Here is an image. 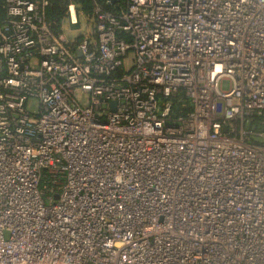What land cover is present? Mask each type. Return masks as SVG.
Instances as JSON below:
<instances>
[{"label":"built area","instance_id":"built-area-1","mask_svg":"<svg viewBox=\"0 0 264 264\" xmlns=\"http://www.w3.org/2000/svg\"><path fill=\"white\" fill-rule=\"evenodd\" d=\"M64 1L0 0V264H264V0Z\"/></svg>","mask_w":264,"mask_h":264},{"label":"trees","instance_id":"trees-1","mask_svg":"<svg viewBox=\"0 0 264 264\" xmlns=\"http://www.w3.org/2000/svg\"><path fill=\"white\" fill-rule=\"evenodd\" d=\"M105 1L106 0H73V3L75 6L81 7L86 14L90 15L92 14L95 4L100 5L104 10L117 13L126 7L127 0H115V2L111 3V5H106L104 3ZM64 2V0H49L46 17L48 22L51 24V28L55 31L57 29V23L63 16L67 7V4L65 5ZM261 122H264V116L254 118L252 120V125L256 130H264V124L261 125Z\"/></svg>","mask_w":264,"mask_h":264},{"label":"rangeland","instance_id":"rangeland-1","mask_svg":"<svg viewBox=\"0 0 264 264\" xmlns=\"http://www.w3.org/2000/svg\"><path fill=\"white\" fill-rule=\"evenodd\" d=\"M73 2V1H72ZM64 4L66 5L67 4V6L69 5V2L68 1H65L64 2ZM90 32H91V35H93L92 33V28L91 27H89V29H88ZM64 33L66 34V36L67 37H69L70 36V32H69V30H66L65 29V31H64ZM130 61H131V56L129 55L128 57H127V61H126V67H128L129 65H130ZM220 88H221V90L222 91H227V90H229V81H227V80H223L222 82H221V84H220ZM32 109H34V106H32Z\"/></svg>","mask_w":264,"mask_h":264},{"label":"water","instance_id":"water-1","mask_svg":"<svg viewBox=\"0 0 264 264\" xmlns=\"http://www.w3.org/2000/svg\"><path fill=\"white\" fill-rule=\"evenodd\" d=\"M111 1H114V0H111ZM78 27H79V24L77 23V24H75V25H71V28H73V29H78ZM255 127L252 125V127H251V129H254Z\"/></svg>","mask_w":264,"mask_h":264}]
</instances>
